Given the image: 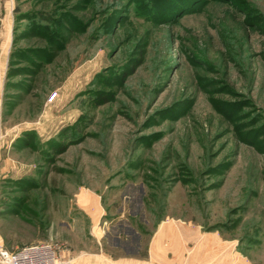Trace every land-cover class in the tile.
<instances>
[{
	"label": "rangeland",
	"instance_id": "rangeland-1",
	"mask_svg": "<svg viewBox=\"0 0 264 264\" xmlns=\"http://www.w3.org/2000/svg\"><path fill=\"white\" fill-rule=\"evenodd\" d=\"M156 1L0 0L9 251L53 243L63 260L98 250L72 206L84 184L111 210L122 193L143 204L142 256L172 215L220 229L264 264V0ZM68 216L75 233L56 228Z\"/></svg>",
	"mask_w": 264,
	"mask_h": 264
},
{
	"label": "crops",
	"instance_id": "crops-1",
	"mask_svg": "<svg viewBox=\"0 0 264 264\" xmlns=\"http://www.w3.org/2000/svg\"><path fill=\"white\" fill-rule=\"evenodd\" d=\"M40 123L42 119L37 122ZM36 129L17 134L13 141H23L26 133L37 134ZM104 194L105 191L84 184L74 192L72 206L89 225V232L84 235L93 233L100 248L94 252L89 247L78 249L80 253L72 250L66 254L63 264H254L241 250L238 239L225 238L220 229L207 230L201 223L172 215L157 222L147 253L142 256L141 235L134 223L143 204L133 202L131 193H122L119 207L111 210L104 203ZM69 217L56 228L75 233L78 231L76 220L71 224ZM54 229L55 224L51 222L49 231L53 233ZM119 250L125 253H114Z\"/></svg>",
	"mask_w": 264,
	"mask_h": 264
},
{
	"label": "built area",
	"instance_id": "built-area-1",
	"mask_svg": "<svg viewBox=\"0 0 264 264\" xmlns=\"http://www.w3.org/2000/svg\"><path fill=\"white\" fill-rule=\"evenodd\" d=\"M58 92H53L48 103H53ZM61 248L53 243L38 244L13 252L0 245V264H63Z\"/></svg>",
	"mask_w": 264,
	"mask_h": 264
},
{
	"label": "trees",
	"instance_id": "trees-1",
	"mask_svg": "<svg viewBox=\"0 0 264 264\" xmlns=\"http://www.w3.org/2000/svg\"><path fill=\"white\" fill-rule=\"evenodd\" d=\"M170 1L169 0H161V1H156L155 2V4H157V8L156 9H158V7H166L167 5H170ZM168 8V7H167ZM171 10H172V8H171ZM43 20H45V19H43ZM46 21V20H45ZM59 22H61V20H59ZM74 23H73V30H71L72 32L74 31V32H78V30L76 31V30H74L75 28H74ZM48 27V26H47ZM53 26H51V25H49V28H52ZM47 31V30H46ZM62 44L63 43H60V45L62 46ZM37 52H39V50H35V51H32V52H30L31 54H33V55H37L36 53ZM27 57V56H26ZM27 59H29L28 57H27ZM31 59V58H30ZM30 62H32V63H34L33 61H30ZM32 134H30V136H31ZM24 141H27V140H24ZM25 144H28L29 142L27 141V142H24ZM70 145V144H69ZM65 150L63 149V152H64ZM62 152V153H63Z\"/></svg>",
	"mask_w": 264,
	"mask_h": 264
}]
</instances>
